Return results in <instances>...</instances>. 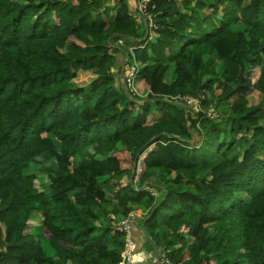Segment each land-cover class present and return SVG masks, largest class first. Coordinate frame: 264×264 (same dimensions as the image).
I'll return each mask as SVG.
<instances>
[{"label": "trees", "instance_id": "16d2710c", "mask_svg": "<svg viewBox=\"0 0 264 264\" xmlns=\"http://www.w3.org/2000/svg\"><path fill=\"white\" fill-rule=\"evenodd\" d=\"M128 3L0 0V264H120L135 210L171 264H264V0Z\"/></svg>", "mask_w": 264, "mask_h": 264}, {"label": "built area", "instance_id": "2783aa9c", "mask_svg": "<svg viewBox=\"0 0 264 264\" xmlns=\"http://www.w3.org/2000/svg\"><path fill=\"white\" fill-rule=\"evenodd\" d=\"M151 0H137V11L144 16L148 23L147 28L151 30V28H154L153 24V15L147 13V5L149 4ZM153 8V7H152ZM139 71V65H133L130 66V68L126 71V76L124 78L125 84L131 89L133 83L137 81V73ZM134 86V85H133ZM191 104H194V101H190ZM144 171V164L143 159L142 163L136 165V174L133 178V183L137 184L138 177L140 175V172ZM140 180V179H139ZM110 222L112 228L124 235V251L122 253V262L120 264H131L133 262H136L135 257L138 256L137 253V245L136 242L133 239V226L135 222L134 215L130 213L126 218L118 219L116 216L111 215L110 216ZM167 251H161L158 255L159 260L163 264H171L169 260L166 257Z\"/></svg>", "mask_w": 264, "mask_h": 264}, {"label": "rangeland", "instance_id": "374dc122", "mask_svg": "<svg viewBox=\"0 0 264 264\" xmlns=\"http://www.w3.org/2000/svg\"><path fill=\"white\" fill-rule=\"evenodd\" d=\"M94 78H95V76H94V72L93 71H88V72L84 71V72H79V77H78V79L76 81L81 86H84V85L86 86ZM133 85H132L130 90L132 92H134V94L136 96H138L139 98H144L147 92L143 88L142 83L139 82V81H136L135 84L133 83ZM258 97H259L258 92H253L248 97L249 103H251V104L257 103L258 102ZM188 103L190 104V102H188ZM155 118L156 117L154 116V112L152 111V113L148 117L147 122L150 123ZM116 154L120 158L123 167L127 168L128 166L130 167V165H132L133 161H132L131 155L126 152L125 148L122 145H118V147L116 149ZM142 159H143V156L137 161V164H139V163L141 164L142 163ZM143 173H144V171L140 172V175L138 177V181L141 178ZM26 176L29 179H31L32 187L34 189H36V190L40 189L42 187V185L46 183V177L43 174H40V172H38V171H33V172L28 171L26 173ZM125 181H127V180H125ZM41 221H42L41 214L38 213V212H33L32 216H31V218L29 220V228L27 229L26 232L28 234H31V236L34 237V240H37L40 235L41 236L42 235L43 236L47 235L46 231L44 229H42V227H41Z\"/></svg>", "mask_w": 264, "mask_h": 264}, {"label": "crops", "instance_id": "0c3cea01", "mask_svg": "<svg viewBox=\"0 0 264 264\" xmlns=\"http://www.w3.org/2000/svg\"><path fill=\"white\" fill-rule=\"evenodd\" d=\"M130 4H131L133 10L137 9V7H136L137 0H130ZM144 26H145V24H144ZM119 59L124 60V58H122V56L120 57V55H119ZM124 179L126 180V177H124L122 179V181ZM132 214L134 215L136 222L140 223L139 220L141 219V215H142L141 211L135 210ZM139 226H140V224H139ZM139 233L140 234L135 235V240H136V243L138 245L137 250H138V257H139L136 260V263L137 264H163L160 260H158V256H157V250L158 249H156L154 245L149 243L147 237H145V235L143 234L142 231H139ZM161 250L158 252V254L161 252Z\"/></svg>", "mask_w": 264, "mask_h": 264}, {"label": "water", "instance_id": "95a60500", "mask_svg": "<svg viewBox=\"0 0 264 264\" xmlns=\"http://www.w3.org/2000/svg\"><path fill=\"white\" fill-rule=\"evenodd\" d=\"M125 2H126L127 5L129 4V3H128V0H125ZM134 13H135L137 16H139L140 18L142 17L141 14H140L139 12L134 11ZM142 20H143V22H144V24H145V28H147V25H146L144 19H142ZM122 89L125 90L124 78H123V81H122ZM134 226H137V222H136V221L134 222ZM141 230H142V229H141ZM142 231H143V230H142ZM131 264H137V263H136V262H133V263H131Z\"/></svg>", "mask_w": 264, "mask_h": 264}, {"label": "clouds", "instance_id": "9594fccd", "mask_svg": "<svg viewBox=\"0 0 264 264\" xmlns=\"http://www.w3.org/2000/svg\"><path fill=\"white\" fill-rule=\"evenodd\" d=\"M136 11H137V9H136ZM138 12V11H137ZM142 16V15H141ZM145 21V20H144ZM144 23V22H143ZM145 23H146V21H145ZM146 25H147V23H146ZM147 29V28H146ZM128 70V69H127ZM125 81V80H124ZM136 221V220H135ZM161 251H163V250H161ZM137 253H138V250H137ZM159 255V254H158ZM138 257V256H137ZM158 260H159V258H158Z\"/></svg>", "mask_w": 264, "mask_h": 264}, {"label": "bare ground", "instance_id": "6f19581e", "mask_svg": "<svg viewBox=\"0 0 264 264\" xmlns=\"http://www.w3.org/2000/svg\"><path fill=\"white\" fill-rule=\"evenodd\" d=\"M139 257H135V260H137ZM143 258V257H142ZM146 260V259H145Z\"/></svg>", "mask_w": 264, "mask_h": 264}]
</instances>
